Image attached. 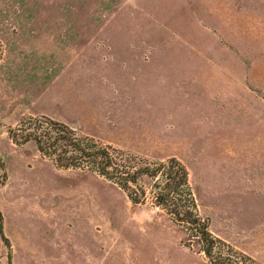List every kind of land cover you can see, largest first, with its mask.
I'll list each match as a JSON object with an SVG mask.
<instances>
[{"label": "rangeland", "instance_id": "1", "mask_svg": "<svg viewBox=\"0 0 264 264\" xmlns=\"http://www.w3.org/2000/svg\"><path fill=\"white\" fill-rule=\"evenodd\" d=\"M41 118L176 159L212 236L264 264V0H0V264H209L150 180L134 205L13 141Z\"/></svg>", "mask_w": 264, "mask_h": 264}, {"label": "trees", "instance_id": "2", "mask_svg": "<svg viewBox=\"0 0 264 264\" xmlns=\"http://www.w3.org/2000/svg\"><path fill=\"white\" fill-rule=\"evenodd\" d=\"M37 123L39 129L30 128ZM22 127L20 140L12 136L17 144L35 143L37 151L53 159L59 169L99 175L123 190L134 205L142 203L136 194L140 182L150 180L156 191V206L185 231L184 245L197 246V252L203 254L209 264H256L252 258L234 252L231 246L212 236L209 224L198 214L189 186V173L176 159L167 164L138 167L133 164L134 158L125 153L102 147L93 139L81 138L75 130L50 119L30 120Z\"/></svg>", "mask_w": 264, "mask_h": 264}]
</instances>
